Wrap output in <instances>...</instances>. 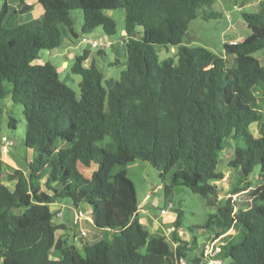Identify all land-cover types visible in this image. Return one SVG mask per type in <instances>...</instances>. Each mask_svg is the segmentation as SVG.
<instances>
[{
    "label": "trees",
    "instance_id": "trees-1",
    "mask_svg": "<svg viewBox=\"0 0 264 264\" xmlns=\"http://www.w3.org/2000/svg\"><path fill=\"white\" fill-rule=\"evenodd\" d=\"M42 19L6 26L9 5L0 8V100L21 108L25 146L37 149L29 174L5 172L0 159V258L4 264H189L188 242L176 232L173 249L165 236L141 223L137 193L126 167L141 160L170 175L167 190L182 186L213 209L205 225L209 241L221 239L217 258L229 264H264V2L258 13H243L252 34L224 44L231 56L183 44L190 23L215 0H38ZM125 11L126 68L109 88L97 66L105 50H84L72 72L80 75L81 96L60 79L57 67L41 63L44 50L62 46L64 36L78 39L72 13L83 14L82 34L102 28L118 32L112 11ZM216 14L203 16L204 19ZM143 36L138 37V28ZM157 47L176 48L160 60ZM97 55V56H96ZM119 64L118 60L114 64ZM9 110L7 127L18 121ZM0 108V133L4 127ZM256 128L254 130L253 128ZM233 141L237 170L233 193L249 190V202H222L217 181L219 157ZM232 144V143H231ZM97 168L91 179L80 170ZM121 167L116 172V168ZM260 169L261 183L247 178ZM245 186V187H241ZM69 198L90 206L95 227L114 238L87 243L81 251L56 224L51 205ZM16 210H22L16 213Z\"/></svg>",
    "mask_w": 264,
    "mask_h": 264
},
{
    "label": "rangeland",
    "instance_id": "rangeland-1",
    "mask_svg": "<svg viewBox=\"0 0 264 264\" xmlns=\"http://www.w3.org/2000/svg\"><path fill=\"white\" fill-rule=\"evenodd\" d=\"M261 2L264 0H215L212 7H206L200 10V16L193 20L188 28V32L184 37L183 44L190 47H205L218 55H224V44L233 42H243L248 36L252 34V30L248 28L246 22L243 20V13H258L261 11ZM117 21L118 32L115 36L110 37V42L113 44L106 47L105 58L97 57V66L104 73V86L109 88L113 85L115 80L121 77L122 72L125 70L127 62V49L126 45L120 46L126 38L125 30V11L123 9L109 12ZM209 14H216V17L204 19L203 16ZM75 25L74 29L79 35L78 39H72L64 36L62 46L55 50H44L40 54L41 61L44 63H53L59 72L60 79L67 83L80 98L81 92L79 84L82 80L80 75L72 72L76 56L83 53L84 50L93 51L97 53V49H93L89 44L82 42V27H83V14L80 10H75L72 13ZM240 21H243L246 25L245 28L240 27ZM139 32L143 36V28L139 27ZM139 34V35H140ZM106 35L102 28L96 29L93 33L86 34L89 38L99 39L101 36ZM176 48L157 47V53L160 60H164L168 57H175ZM225 56V55H224ZM262 63H264V50L259 51L255 55ZM227 60V66L233 67L234 60L231 56H225ZM118 60L119 64H114ZM67 61L69 65L64 66V62ZM9 103L0 100V108H3L4 115V127L0 133V147L4 148V153H0L3 156V162L5 164V172L10 173L14 169L13 166L20 168H28L29 164L36 159L37 149H30L25 146L26 137V122L23 116L21 108H9ZM11 110V114L18 121V127L16 130H10L7 127L8 114ZM256 130V128H253ZM6 136L12 143L11 146H6L2 142V138ZM232 143V144H231ZM28 151V153H27ZM9 152V153H8ZM234 158L233 141L228 143L224 151L219 157L218 170L224 175L223 179L216 182L219 186V197L222 202L231 198L235 202L245 203L249 202V190H244L239 193H233L235 184L238 182V172L228 166V163ZM81 172L89 179H91L94 170L97 165L92 167H84L80 164ZM121 167L116 168V172ZM129 178L134 182L137 203L139 209V219L149 229L153 235H162L166 237L170 246L176 249L178 243L173 237L175 223L178 216H181L182 225L180 228L176 227V232L185 241L188 242L187 252L188 256L194 259L204 260L207 256V251L212 248V243L209 241L212 232L205 231L202 227L205 225L209 214L214 210L206 206L204 199L193 193L190 189L178 186L170 189L168 194L167 190L170 186V175L162 177L161 172L157 170L148 162L138 160L126 167ZM260 169L257 168L248 178L247 181L257 186L261 183L259 180ZM245 187V186H241ZM149 195V198L146 197ZM60 205H64L63 214L73 219L75 213H83L86 219L89 217V222L83 223V230L88 234L84 236L86 238H80V228L72 223L68 225L67 229L58 231V235L65 232L68 235L70 243L75 244L81 251H83L82 244L85 246L87 243H95L99 240L106 239L111 241L114 238L115 233L113 231H101L97 229L93 223L92 214L88 212L91 210L90 206L86 203H81L79 208H76L71 199L65 198L59 202ZM55 210V207H52ZM162 210L166 211V214H162ZM22 210H16V213H20ZM58 212L54 221L59 224L62 220L58 218ZM60 217V216H59ZM67 222V221H66ZM153 222L158 223L161 227L159 230H153L151 228ZM82 223V222H81ZM68 224V223H67ZM71 225V226H70ZM169 228L172 230L169 231ZM152 229V230H151ZM78 236V237H75ZM215 246L221 243V239L215 241ZM188 263V259H185ZM0 264H4L0 258ZM224 264H229V261H225Z\"/></svg>",
    "mask_w": 264,
    "mask_h": 264
},
{
    "label": "crops",
    "instance_id": "crops-1",
    "mask_svg": "<svg viewBox=\"0 0 264 264\" xmlns=\"http://www.w3.org/2000/svg\"><path fill=\"white\" fill-rule=\"evenodd\" d=\"M4 1H7L8 5H9V14H8V17H7L6 22H5L6 26L9 27V28H13L15 26H18L20 24L26 23V22L31 21V20L42 19L44 17V15H45V9L42 6V4L39 3L38 0H0V8H1V6H2ZM138 32H139V28H138ZM140 36H142V35L141 34L138 35V37H140ZM120 46H124V45H121V43H120ZM92 53L94 54L93 51H92ZM97 57H96V59H97ZM41 63L44 64L43 61H41ZM66 65L67 66L69 65V63L67 61L64 62V66H66ZM4 137H6V136H4ZM2 150L3 151H1V147H0V153L5 154L3 147H2ZM27 153H28V151H27ZM0 159L3 161V156L1 154H0ZM13 167H14L13 169H21V170H23L26 173V175L29 174V169L28 168L27 169L26 168L22 169V168L17 167V166H13ZM147 198H149V195H147L146 200H147ZM52 207H55V210L52 209ZM79 207H76V208H79ZM63 209H64V205H60V203H54V204L51 205L52 212H54L56 214L57 211H60V212H58V215L60 216V217L58 216V218L60 220H62L59 223L60 225H63L65 227V229H67L68 225L69 224L72 225V223H73L74 225L79 227L80 230H81V231H79L80 236H81L80 238H86V237L82 236V232H85L83 230L82 226H83L84 222H89L90 218L88 217L86 219V221L84 219L83 221H81L82 223L80 222L79 224H75V217H73V219L70 218V217H67L66 218L67 220H65L66 214L65 213L63 214ZM139 209H140V207H139ZM88 212H90V210ZM75 215H76V213H75ZM138 215H139V213H138ZM141 223L143 224V222H141ZM160 227L161 226L158 223H156V222H153V224L151 226V228L153 230H159ZM170 230H172V228H169V231ZM63 234H65V232H63L61 235H63ZM85 236L88 237V234L86 232H85ZM75 237H78V236L75 235ZM82 247L84 249V245L83 244H82Z\"/></svg>",
    "mask_w": 264,
    "mask_h": 264
},
{
    "label": "built area",
    "instance_id": "built-area-1",
    "mask_svg": "<svg viewBox=\"0 0 264 264\" xmlns=\"http://www.w3.org/2000/svg\"><path fill=\"white\" fill-rule=\"evenodd\" d=\"M82 42L89 44L93 49L103 50L106 47L112 45L110 42V37L107 35L101 36L99 39L89 38L87 36H82ZM121 45H125V40L121 42ZM2 142L6 144V146H11V142L7 137L2 138ZM162 214H166L165 210H162ZM85 219L83 213H76L75 215V224H79L81 221ZM82 236H85V232H82ZM215 241L212 243V248L207 251V256L202 264H224V262L217 258L218 253L220 252V248L215 246ZM177 264H189L185 259H181Z\"/></svg>",
    "mask_w": 264,
    "mask_h": 264
},
{
    "label": "water",
    "instance_id": "water-1",
    "mask_svg": "<svg viewBox=\"0 0 264 264\" xmlns=\"http://www.w3.org/2000/svg\"><path fill=\"white\" fill-rule=\"evenodd\" d=\"M240 27H242V28L246 27V25H245V23L243 21H240Z\"/></svg>",
    "mask_w": 264,
    "mask_h": 264
}]
</instances>
